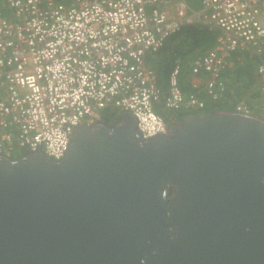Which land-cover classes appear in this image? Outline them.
<instances>
[{
    "label": "water",
    "instance_id": "95a60500",
    "mask_svg": "<svg viewBox=\"0 0 264 264\" xmlns=\"http://www.w3.org/2000/svg\"><path fill=\"white\" fill-rule=\"evenodd\" d=\"M73 128L60 159L0 153V264H264V118Z\"/></svg>",
    "mask_w": 264,
    "mask_h": 264
},
{
    "label": "built area",
    "instance_id": "2783aa9c",
    "mask_svg": "<svg viewBox=\"0 0 264 264\" xmlns=\"http://www.w3.org/2000/svg\"><path fill=\"white\" fill-rule=\"evenodd\" d=\"M0 11V153L41 146L64 156L74 128L113 107L131 112L144 137L166 133L162 109H203L228 88L234 54L258 57L264 90V0H5ZM203 23L216 44L192 64L191 91L180 82L181 60L169 76L148 56L184 25ZM209 97V99H208ZM236 111L264 118L242 99Z\"/></svg>",
    "mask_w": 264,
    "mask_h": 264
},
{
    "label": "trees",
    "instance_id": "16d2710c",
    "mask_svg": "<svg viewBox=\"0 0 264 264\" xmlns=\"http://www.w3.org/2000/svg\"><path fill=\"white\" fill-rule=\"evenodd\" d=\"M0 2H5V0H0ZM6 9L7 7H0V11L4 14L7 13ZM216 35L217 34L215 30H210L203 23L184 25V27L180 31L169 37L165 46L162 47L160 51L150 54L148 56V61L149 63L156 66L155 68L158 69L160 74L169 76L173 67V62L177 58H180V82L184 91L189 93L191 89L190 83L193 79V77L191 76L193 61L197 57L206 54L215 46ZM239 53L240 51L234 54V59H236V62L233 64V66L235 67H232L231 69H237L238 72H241V78L245 76L246 79L243 78L245 81H242L241 84L237 85L236 87H230L228 85V88L226 89V92L224 96H222V98L218 100H208L206 107H204L203 109L182 108L170 110L158 107V112L163 115L168 123H170L174 121H181L185 117L199 112H210L216 109L235 111L237 103L247 97L249 93H252L251 86L256 80L255 70L256 64L259 60L258 57H256L254 54L253 60H251L249 59V57L243 56V52H241L240 54L241 59L237 60V56L239 55ZM237 81H240V79L238 78ZM253 96L259 97L260 94L254 93ZM122 114L123 113L121 111L114 109L113 107H108L104 110L102 118L108 120L109 122H114L119 119ZM24 152L25 151L18 152L17 155L13 156H21L22 154H24Z\"/></svg>",
    "mask_w": 264,
    "mask_h": 264
},
{
    "label": "rangeland",
    "instance_id": "374dc122",
    "mask_svg": "<svg viewBox=\"0 0 264 264\" xmlns=\"http://www.w3.org/2000/svg\"><path fill=\"white\" fill-rule=\"evenodd\" d=\"M192 3L193 4L195 3L194 6H196L197 8L201 7V0H192ZM247 53H251V52H247ZM247 53L244 52L243 56H247V57H249V59L253 60V53H251V54H247ZM162 73H164V72H162ZM255 77H256V80L254 81V83L251 86L253 92L249 93L246 98H247V100L251 101L252 103L260 105L261 107H264V90H261L260 82H259V79H263V77L260 78L258 76V74L256 73V71H255ZM241 79H243V78H241ZM244 79H246V78H244ZM244 79L241 81H245ZM254 93H259L260 96L254 97L253 96Z\"/></svg>",
    "mask_w": 264,
    "mask_h": 264
},
{
    "label": "crops",
    "instance_id": "0c3cea01",
    "mask_svg": "<svg viewBox=\"0 0 264 264\" xmlns=\"http://www.w3.org/2000/svg\"><path fill=\"white\" fill-rule=\"evenodd\" d=\"M0 7H7V13H6V15L9 17V18H12L13 17V15H12V12H11V9L9 8V6L8 5H6V2H0ZM233 61H234V63L236 62V59H234L233 58ZM234 63H232V65H231V67L229 68V70L224 74V78L226 79L227 78V81H228V83H229V86L230 87H233V86H237V85H239V84H241V76H240V73L241 72H238L237 71V69H231L232 67H235V66H233V64ZM238 78L240 79V81H237L238 80ZM243 78H245V76L243 77ZM193 80H195V78H193L192 79V81ZM234 81V82H233ZM190 91H191V89H190ZM250 92V91H249ZM253 92V91H252ZM208 99H209V97H208ZM245 100H247V98L245 97L244 98ZM249 101V100H248ZM211 102V101H210ZM251 102V101H250Z\"/></svg>",
    "mask_w": 264,
    "mask_h": 264
}]
</instances>
